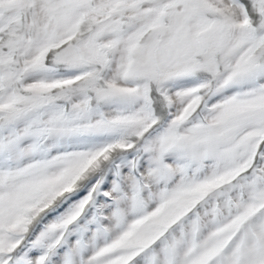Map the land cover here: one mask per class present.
Wrapping results in <instances>:
<instances>
[{"label":"snow or ice","instance_id":"snow-or-ice-1","mask_svg":"<svg viewBox=\"0 0 264 264\" xmlns=\"http://www.w3.org/2000/svg\"><path fill=\"white\" fill-rule=\"evenodd\" d=\"M0 264H264V0H0Z\"/></svg>","mask_w":264,"mask_h":264}]
</instances>
